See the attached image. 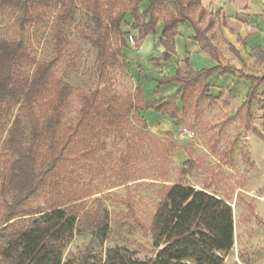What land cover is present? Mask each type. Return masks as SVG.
I'll use <instances>...</instances> for the list:
<instances>
[{
	"label": "trees",
	"instance_id": "1",
	"mask_svg": "<svg viewBox=\"0 0 264 264\" xmlns=\"http://www.w3.org/2000/svg\"><path fill=\"white\" fill-rule=\"evenodd\" d=\"M44 0H0L9 2L18 12L17 22L23 28L34 21L32 12ZM143 0H132V7L117 13H108L100 0H67L57 13L53 27L55 47L64 44L63 29L72 24L75 4L86 7L92 31L86 38L95 47L97 78L102 80L107 69L124 65L126 48L123 23L131 13L140 38L154 32L159 21L156 7L166 0H146L149 10L140 15L138 6ZM174 12L164 19L161 44L165 52L162 61L174 54L177 26L189 23L203 51L218 63L212 37L206 33L215 27L213 17L201 8L199 0H173ZM150 15L144 24L142 18ZM208 18L204 30L198 20ZM198 19V20H197ZM119 44L118 47H115ZM34 66L30 73L25 69ZM52 63H34L22 43L0 40V122L14 106H19L29 125L28 135L15 119L3 143V150L16 161L0 175V264H63V253L74 234L84 228L91 242H105L110 234L109 217L99 200L91 208L83 202L92 197L87 186L74 185L82 174L95 175L109 155L104 142L114 133H121L125 117L157 106L145 103L137 87L138 104L109 91V83L82 97L81 108L74 123L63 126L64 108L72 89L52 77ZM232 69L217 68L176 74L157 82L158 86L178 84V94L184 96L193 85H199L207 97L205 81L215 74H232ZM251 83L247 100L240 109H250L255 90L264 78L245 77ZM209 98V97H208ZM163 105L157 107L162 111ZM239 110V111H240ZM168 117L175 120L173 113ZM144 127L146 124L144 122ZM27 137V139H25ZM264 142V136L256 133ZM27 140V141H26ZM26 142V148L23 144ZM135 146L120 156L118 173L122 184L134 182L128 172L136 156ZM42 201V206L34 203ZM147 231L153 241V255L145 261L135 260L126 252L111 249L104 263L92 264H223L221 254L233 248V214L223 200L206 191H197L183 184L161 187L159 202ZM82 264H88L86 260Z\"/></svg>",
	"mask_w": 264,
	"mask_h": 264
},
{
	"label": "rangeland",
	"instance_id": "2",
	"mask_svg": "<svg viewBox=\"0 0 264 264\" xmlns=\"http://www.w3.org/2000/svg\"><path fill=\"white\" fill-rule=\"evenodd\" d=\"M100 1L108 13L133 6L132 0ZM65 2L44 0L32 12L34 21L23 28L17 22L18 12L13 2L0 4V40L22 43L35 64L51 62L52 77L72 89L63 110L64 127L75 122L82 97L102 89L106 83L111 93L129 98L137 105V86L127 62L107 69L102 80L97 78V52L86 38L91 34L92 24L85 6L75 4L72 24L63 29L64 44L57 51L52 31ZM172 3L173 0H166L162 6H155L156 15L166 19L174 12ZM128 15L131 14L125 16L123 23ZM213 20L216 24L215 17ZM207 21L208 18L197 21L200 29H205ZM206 36L212 37L218 57L228 63L224 56L231 53L223 45L216 27ZM33 68L32 65L25 72L30 73ZM160 113L174 114L173 133H154L141 114L129 113L123 131L104 142L109 158L101 170L95 175L82 174L74 184L87 186L91 191L92 197L83 202V208H91L94 200L101 202L109 217L110 234L105 242L92 243L90 234L80 228L64 250L63 264H82L84 260L88 264L104 263L111 249L126 252L135 260H148L154 252L153 241L142 227L147 228L150 223L161 187L174 184L206 191L231 207L233 248L220 255L223 264H264V143L254 140L256 133H261L256 126L261 119L258 113L247 108L225 113L213 99L202 96L199 85L191 86L184 96L164 104ZM17 118L25 136L28 135L25 114L19 106H14L0 122V175L16 161V157L3 150V143ZM26 145L25 142L23 147ZM132 146L136 156L127 170L134 174V182L122 184L118 177L122 165L119 159ZM33 205L42 206V201Z\"/></svg>",
	"mask_w": 264,
	"mask_h": 264
},
{
	"label": "crops",
	"instance_id": "3",
	"mask_svg": "<svg viewBox=\"0 0 264 264\" xmlns=\"http://www.w3.org/2000/svg\"><path fill=\"white\" fill-rule=\"evenodd\" d=\"M199 2L206 14L216 19L215 27L219 37L231 53L224 56L228 63L222 61L220 57L216 63L201 49L194 39L195 33L189 23L177 26L174 54L167 62L161 60L165 52L161 44L163 18H159L154 32L143 38H140L139 31L134 27L132 15L127 16L123 26L124 31L133 35L136 42L141 39L137 48L133 50L126 45L123 53L131 67L143 101L158 104L150 110L141 112L149 130L154 133H173L175 129L174 120L166 114L157 112V107L177 98L180 95L177 92L179 85L172 83L158 86L157 82L173 77L177 71L184 74L189 71L197 73L218 66L232 69V74H215L205 81L207 86L205 95L213 99L228 114L238 112L247 100L251 83L245 77L264 78V0H199ZM137 9L140 15L146 13L149 10L148 1L143 0ZM149 19L150 15H147L142 18V22L147 24ZM255 96L256 100L250 109L251 113L256 111L261 118L256 126L261 130L260 135L264 136V83L256 88ZM255 139L261 141L257 137Z\"/></svg>",
	"mask_w": 264,
	"mask_h": 264
},
{
	"label": "built area",
	"instance_id": "4",
	"mask_svg": "<svg viewBox=\"0 0 264 264\" xmlns=\"http://www.w3.org/2000/svg\"><path fill=\"white\" fill-rule=\"evenodd\" d=\"M125 41L127 43L128 46H130L131 48H135L136 47V41L133 35L127 33L125 36Z\"/></svg>",
	"mask_w": 264,
	"mask_h": 264
}]
</instances>
